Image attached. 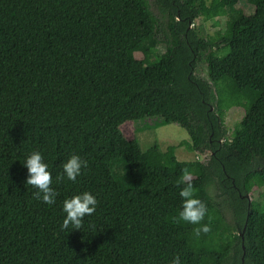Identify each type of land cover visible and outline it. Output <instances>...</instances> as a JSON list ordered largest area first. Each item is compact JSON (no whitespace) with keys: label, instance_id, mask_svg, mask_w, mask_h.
Here are the masks:
<instances>
[{"label":"trees","instance_id":"trees-1","mask_svg":"<svg viewBox=\"0 0 264 264\" xmlns=\"http://www.w3.org/2000/svg\"><path fill=\"white\" fill-rule=\"evenodd\" d=\"M237 3L0 0V264H264V199L250 198L264 186V0L251 13ZM198 17L228 28L210 35L190 26ZM135 47L147 61L127 54ZM230 85L238 94L218 100ZM233 105L244 111L227 138ZM126 121L135 133L175 123L205 157L143 151ZM33 150L48 164L52 204L24 183ZM72 153L87 167L57 179ZM187 185L203 217L220 213L233 234L199 241L179 215ZM84 190L96 211L61 229L62 201Z\"/></svg>","mask_w":264,"mask_h":264},{"label":"rangeland","instance_id":"rangeland-1","mask_svg":"<svg viewBox=\"0 0 264 264\" xmlns=\"http://www.w3.org/2000/svg\"><path fill=\"white\" fill-rule=\"evenodd\" d=\"M258 1L259 0H238L237 5L246 13H251ZM225 21V17H218L212 21L198 17L194 20V23L190 24V26L192 27L193 24L194 26L201 25L204 32L213 35L217 30L223 31L228 28ZM158 50L161 52L162 46L159 45ZM127 54L131 57L139 58L144 62L148 60L141 47L129 49ZM197 73L202 77L206 76L204 62H198ZM215 94L218 100L227 101L234 98L238 94V90L234 85H230L222 90L216 91ZM243 111L244 109L242 107L234 105L224 110L223 121L226 128L227 138L231 137V132L235 125L240 121ZM121 130L127 138L136 136L143 151H148L151 147H156L159 151H165L168 146L172 145L174 146V154L180 160H202L205 157L202 153L187 149L185 144L189 141V137L186 131L175 123L135 133L133 131V124L130 121H126L121 125ZM176 182H181V180H177ZM261 193L263 194L262 197H260ZM250 198L264 199V186L252 190ZM202 225H207L208 230H199ZM192 229L198 234L199 241L201 242L208 240L221 241L234 232L231 224L228 223V221H226L218 212L212 215H206L201 221L192 224Z\"/></svg>","mask_w":264,"mask_h":264},{"label":"clouds","instance_id":"clouds-1","mask_svg":"<svg viewBox=\"0 0 264 264\" xmlns=\"http://www.w3.org/2000/svg\"><path fill=\"white\" fill-rule=\"evenodd\" d=\"M26 169L24 183L34 186L36 189L32 195L47 204H52L56 200V191L51 187L52 176L48 170V164L45 162L40 151L33 150L25 154L22 161ZM62 173L58 174L57 179L66 177L68 180L75 181L81 174L82 168L87 167V161L76 153L70 154L61 162ZM179 196L182 198L181 210L179 215L190 223L200 221L205 212V205L194 195V190L190 185L179 189ZM97 199L88 190L79 191L64 198L62 209L65 213L60 224L61 229H81L83 218L96 211ZM202 231H207V225H202ZM198 230V231H199ZM168 264H181L179 255H175Z\"/></svg>","mask_w":264,"mask_h":264},{"label":"water","instance_id":"water-1","mask_svg":"<svg viewBox=\"0 0 264 264\" xmlns=\"http://www.w3.org/2000/svg\"><path fill=\"white\" fill-rule=\"evenodd\" d=\"M240 236L242 237V234H243V230L242 232H239ZM242 248H244V246L242 245Z\"/></svg>","mask_w":264,"mask_h":264}]
</instances>
